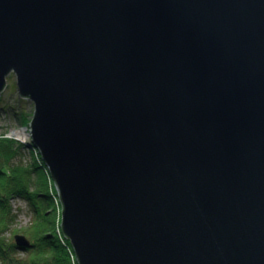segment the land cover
I'll return each instance as SVG.
<instances>
[{"label":"water","instance_id":"95a60500","mask_svg":"<svg viewBox=\"0 0 264 264\" xmlns=\"http://www.w3.org/2000/svg\"><path fill=\"white\" fill-rule=\"evenodd\" d=\"M10 74L78 264H264V0H0Z\"/></svg>","mask_w":264,"mask_h":264},{"label":"trees","instance_id":"16d2710c","mask_svg":"<svg viewBox=\"0 0 264 264\" xmlns=\"http://www.w3.org/2000/svg\"><path fill=\"white\" fill-rule=\"evenodd\" d=\"M22 151L16 142L0 137V264H72L75 256L62 234L54 187L51 192L37 159L22 161ZM11 198L27 202L32 216L26 227L14 228ZM19 235L29 247H16L14 238Z\"/></svg>","mask_w":264,"mask_h":264},{"label":"rangeland","instance_id":"374dc122","mask_svg":"<svg viewBox=\"0 0 264 264\" xmlns=\"http://www.w3.org/2000/svg\"><path fill=\"white\" fill-rule=\"evenodd\" d=\"M15 77L10 74L8 78L7 88H6V102L1 108H4L0 111V137L10 136L15 137L12 133H20L24 127L28 126L30 118L28 116L33 115V103L30 101H23V103H18V97L15 92ZM11 96V97H9ZM7 97L8 100H7ZM21 113L28 116H20ZM28 121V123L25 122ZM28 151V150H27ZM29 152V151H28ZM30 153V152H29ZM24 156L22 161L27 164L26 162L32 161V154L23 153ZM10 206L15 210L16 220L14 222V228L19 229L20 226H26L32 216L31 211L27 205V202L15 199L9 202ZM58 211V210H57ZM60 211L62 212V208L60 207ZM61 212L59 215L60 224H61ZM58 218V217H57ZM8 236V235H6ZM20 236V235H19Z\"/></svg>","mask_w":264,"mask_h":264},{"label":"bare ground","instance_id":"6f19581e","mask_svg":"<svg viewBox=\"0 0 264 264\" xmlns=\"http://www.w3.org/2000/svg\"><path fill=\"white\" fill-rule=\"evenodd\" d=\"M14 77H15V75L14 74H12ZM8 78H9V76L8 77H6V79H5V82H6V86H5V88H4V90L0 93V106H3L5 103L4 102H6L5 100H6V88H7V83H8ZM14 86H15V92H16V95H17V97H18V100H17V102L18 103H20L21 101V103H23V101L25 102V101H27V99H24V98H22L21 97V95H20V93H19V90H18V87H17V81H16V77H15V82H14ZM9 97H11V96H9ZM9 97H7V100H8V98ZM33 108H34V106H33ZM26 116V115H23V113H21L20 114V116ZM33 115H34V111H33ZM33 115H31V116H28L29 118H30V121H29V123H28V126L27 127H24L23 129H22V132H20V133H12L13 135H15V137H8V136H4L5 138H7V139H10V140H12V141H14V142H16L17 143V145H20L22 148H23V151H22V153H27V154H32L33 156V158L34 159H37V162L38 163H40V165L43 167L42 168V171H43V173H44V175L46 176L45 178H46V182H47V185H49V187H50V191L52 192L53 190L51 189V187H54V191L56 192V189H55V185H54V182H53V180H52V178H51V175H50V173H49V169H48V167L44 164V162L42 161V159H41V157H40V155H39V150L37 149V148H35L34 146H33V144H32V138H31V131H30V123L32 122V120H33ZM30 152H28V151ZM52 194V193H51ZM54 198V202H56V204H57V210H59L58 212L60 213L61 211H60V200H59V197H58V195H57V192H56V195H55V197H53ZM15 199H17V198H11L9 201H11V200H15ZM11 207V206H10ZM11 211H12V213L13 214H15V210H13V208L11 207ZM16 215V214H15ZM17 216V215H16ZM23 227H26V226H20V228H23ZM62 234H63V232H62ZM63 236H64V234H63ZM64 238H66L65 236H64ZM14 240H15V238H14ZM70 243V242H69ZM15 244H16V247H18V248H20V249H23V248H27V247H29L30 246V243L28 242V245H25V246H23V245H18L17 243H16V241H15ZM24 251H22V253H23ZM20 256H23V255H20ZM72 264H78V262H77V260H76V258L74 259V258H72Z\"/></svg>","mask_w":264,"mask_h":264}]
</instances>
